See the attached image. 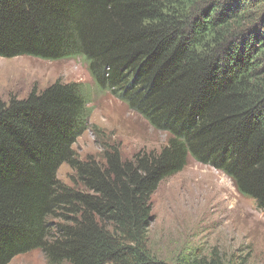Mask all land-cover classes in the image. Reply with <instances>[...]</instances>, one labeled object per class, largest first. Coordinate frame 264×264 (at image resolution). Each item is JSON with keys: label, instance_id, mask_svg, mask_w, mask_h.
<instances>
[{"label": "trees", "instance_id": "trees-1", "mask_svg": "<svg viewBox=\"0 0 264 264\" xmlns=\"http://www.w3.org/2000/svg\"><path fill=\"white\" fill-rule=\"evenodd\" d=\"M189 1L0 0V57L80 56L97 88L169 135L130 159L81 160L93 100L80 82L0 99V264L36 248L48 264H247L216 249L171 262L148 245L152 195L190 158L264 209V10L249 13L264 0ZM64 163L73 185L57 177Z\"/></svg>", "mask_w": 264, "mask_h": 264}, {"label": "rangeland", "instance_id": "rangeland-1", "mask_svg": "<svg viewBox=\"0 0 264 264\" xmlns=\"http://www.w3.org/2000/svg\"><path fill=\"white\" fill-rule=\"evenodd\" d=\"M208 1L191 0L185 9L192 10ZM249 8L252 19L264 10L252 3ZM250 19L243 24L249 26ZM80 60L0 57V99L23 98L32 89L42 90L58 79L80 82L93 100L89 103V126L73 144L81 160L102 161L104 152L111 148L130 159L140 150H159L167 144V132L155 129L116 93L99 90ZM73 176L74 170L68 164L59 167L57 177L62 183L73 185ZM151 201L153 221L148 245L159 257L174 262L183 252L210 255L216 249L227 259L238 253L247 257V264H264V209L258 208L254 199L242 196L220 169L190 158L182 171L159 184ZM9 264L48 262L44 252L36 248L17 255Z\"/></svg>", "mask_w": 264, "mask_h": 264}]
</instances>
